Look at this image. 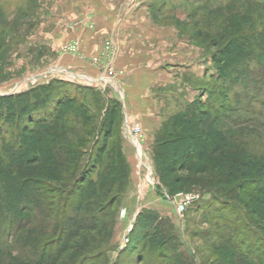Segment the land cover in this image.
Listing matches in <instances>:
<instances>
[{"label":"trees","instance_id":"1","mask_svg":"<svg viewBox=\"0 0 264 264\" xmlns=\"http://www.w3.org/2000/svg\"><path fill=\"white\" fill-rule=\"evenodd\" d=\"M193 7L190 20L202 13V21L191 37L212 47L216 79H248L250 63L264 58V0ZM211 110L209 100L196 98L164 120L152 148L156 174L175 196L193 191L199 178L224 172L231 163L217 187L235 192L233 203L264 239V180L256 167L240 164L236 169L238 161L228 160L235 148L222 128L211 126ZM122 116L120 102L63 80L0 95V234L9 226L22 233L31 224L24 243L34 250V257L23 261L0 240V264H95L107 257L115 235L107 218L131 185V164L116 132ZM223 117L234 122L230 115ZM51 197L66 201L62 215L45 210ZM72 200L76 203L69 214ZM35 201L38 219L49 217L37 229L33 212L26 209ZM170 228L168 220L143 210L135 223L136 241L166 245ZM48 237L42 250L32 247Z\"/></svg>","mask_w":264,"mask_h":264},{"label":"rangeland","instance_id":"2","mask_svg":"<svg viewBox=\"0 0 264 264\" xmlns=\"http://www.w3.org/2000/svg\"><path fill=\"white\" fill-rule=\"evenodd\" d=\"M150 1L155 6L151 11V20L175 26L177 38L185 43L183 46L199 49L201 73L210 69L209 75L200 77L202 82L194 76L193 84L190 83L194 95L177 89H172V93L161 91L165 100L163 122L196 98L209 100L213 106L210 111L211 126L222 128L235 148L228 154V160L238 161L236 169L240 164L256 167L259 178L264 180V58L260 63H250L248 79L233 77L219 81L215 77L211 57L213 49L209 42L191 37L201 27L202 13L190 20V8L202 7L208 2L210 8H218L227 6L231 0ZM93 4H96L95 8ZM89 5L91 8H88ZM100 5L101 0H0V95L18 94L54 80H63L95 88L122 105L123 116L116 132L123 139L126 156L131 158V185L114 207V214L107 218L112 222L115 235L107 248V257L96 260L95 264H182L183 261L186 264H264V239L249 226L245 214L233 203L234 195L231 194L235 192L217 187L216 181L229 173L231 163L226 171L209 173L199 178L193 191L182 193L194 194L198 198L189 204L183 216L178 214L175 199L181 200L182 197L178 196L181 193L171 196L167 192L152 162L155 135L161 127L154 131V138L148 142V132L143 123L132 115L126 88L127 73L117 65L118 42L108 34L103 38L98 55L92 59H88L82 50V33L94 27V12ZM160 6L170 9L159 12L156 7ZM107 42L111 43L110 49ZM112 58L114 62L110 68L115 71L113 80L101 82V73ZM87 64L96 68L98 74H87L84 70ZM224 114L232 116L234 122L225 119ZM126 119L141 128L143 137L142 140L135 139L136 144L126 137ZM97 124L96 120L94 125ZM137 143L144 148L143 161L138 156ZM143 162L151 164V174H148ZM65 202L63 198L51 197L45 210L62 215L61 208ZM75 203L70 201L69 214ZM38 205L35 201L26 207L27 212H33L35 216L33 226L36 229L45 227L43 223L49 218L38 219ZM124 210L126 216L122 217ZM143 210H150L170 222L166 245L151 247L141 238L136 241L139 232L134 230L135 223ZM31 228L30 224L19 233L16 227L11 229L9 226L0 234L6 249L23 261L34 257V250L24 243ZM41 236L36 232V240H40ZM50 238H43L41 243L32 247L42 250L45 240Z\"/></svg>","mask_w":264,"mask_h":264},{"label":"crops","instance_id":"3","mask_svg":"<svg viewBox=\"0 0 264 264\" xmlns=\"http://www.w3.org/2000/svg\"><path fill=\"white\" fill-rule=\"evenodd\" d=\"M97 8L93 11L94 27L82 33V50L92 59L98 55L105 36L111 34L114 41L116 39L119 44L117 65L127 73L130 110L134 118L143 123L151 142L150 138H154L163 122L165 100L161 91L177 89L194 95L190 86L194 76L209 75L210 69L201 73L199 49L183 46L185 43L177 38L175 26L151 20L155 6L150 0H101ZM156 9L160 12L170 8ZM88 65L84 67L85 72L97 75L96 68Z\"/></svg>","mask_w":264,"mask_h":264},{"label":"built area","instance_id":"4","mask_svg":"<svg viewBox=\"0 0 264 264\" xmlns=\"http://www.w3.org/2000/svg\"><path fill=\"white\" fill-rule=\"evenodd\" d=\"M107 48L110 49L111 48V43L107 42ZM114 59L112 58V60L109 62L108 67H106L102 73L101 76L99 78V80L101 82L104 83H109L111 82L112 76H114V70L111 67V65L113 64ZM113 80V79H112ZM123 107L125 108V106L123 105ZM124 131L126 132V137L128 139V141L135 143V139L142 140V134H141V128L139 125L137 124H131L127 119L124 122ZM140 143V142H139ZM137 143L136 147H137V151H138V156L140 157L141 161L144 160V148L142 146H140L141 144ZM143 166L148 170V174H151V164L150 163H146L143 162L142 163ZM179 197H182L181 200L175 199L176 200V206H177V212L180 216H183V214L186 212L187 207L189 206V204L193 203L198 196L194 195V194H180L178 195ZM126 216V210H124L122 212V217Z\"/></svg>","mask_w":264,"mask_h":264}]
</instances>
